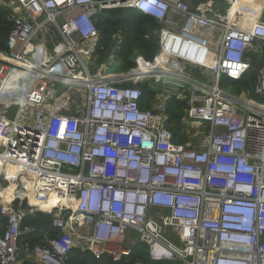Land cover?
<instances>
[{
  "label": "built area",
  "instance_id": "built-area-1",
  "mask_svg": "<svg viewBox=\"0 0 264 264\" xmlns=\"http://www.w3.org/2000/svg\"><path fill=\"white\" fill-rule=\"evenodd\" d=\"M16 1L8 49L0 51V107L18 109L14 121L0 119V264H70L76 250L120 263L137 241L155 263L264 264V68L260 102L219 85L245 78L249 53L263 56L264 17L235 23L183 0ZM117 7L161 26L159 53L149 63L139 53L131 72L156 66L142 78L155 79L153 89L175 88L157 89L150 108L137 87L144 80L111 81L85 61L100 39L96 17ZM48 29L63 41L44 55L49 42L39 37ZM187 67L218 83H202ZM53 80L83 88L81 113L55 102ZM173 96L187 102L184 125L204 124L184 144L167 127ZM38 214L57 235L31 245L37 228L27 222Z\"/></svg>",
  "mask_w": 264,
  "mask_h": 264
},
{
  "label": "rangeland",
  "instance_id": "rangeland-1",
  "mask_svg": "<svg viewBox=\"0 0 264 264\" xmlns=\"http://www.w3.org/2000/svg\"><path fill=\"white\" fill-rule=\"evenodd\" d=\"M183 1L187 3L193 11H197L199 8L202 9L201 7L202 4L199 5L198 2L201 3L202 1H204L206 3V6L209 5V2L215 3L216 5L215 10L218 11L217 14H221L222 18L228 15L237 17L236 20H232L235 23H239L241 20H243L241 18H244V19L249 18L250 21L255 20L256 18H254V16L258 15V17H260V14L261 16L264 17V8L262 10V7H264V0H236L235 2H233L232 6L236 5V6H239V8L236 7L237 9L235 8L236 9L235 10L233 9L234 8L233 7L232 11H231V5L229 4V2L234 1V0H183ZM21 5L22 3L19 4L16 0H0V10H8L10 12L8 18L12 17V23H13L14 12L18 10L21 7ZM115 9L122 11V13L119 16L120 20H122V18L126 16L128 20H131L133 17L137 15V11H133V10L127 11L125 8H124L125 9L124 11L122 8L118 9V7ZM235 12L239 14H243V15L245 14L246 16L235 14ZM206 14H212V13H206ZM99 25L100 26H99L98 31H100L99 34L101 36V38L99 39L100 41H98L97 45L94 47V51L92 52L91 57H86L85 61L89 63V71L91 74H96L98 72H101L103 76H107L109 79L111 78V81H114V80L119 79L121 76H126L128 73H131L133 71L132 69L124 70V65H123L124 61L122 58L124 53L123 51H119V49H121V44L124 38H126L125 32L127 31L128 26H125V27L120 26L117 29H114L112 27L106 28L104 27L106 25H104L102 21H99ZM48 31L49 32L44 34V36L40 35L39 37V40L43 38L44 40H48L49 42L46 44V46H43L42 48L44 55L46 54L48 55L50 52L53 51L55 45L61 44L63 41L62 36L58 31L55 32L52 29H48ZM149 38H150L151 44H154V43L156 44L157 42L156 46L158 45V52H157L158 54L160 47H159V37L156 35V31L154 34L152 33L149 36ZM98 46H99V49L97 53L96 51H97ZM44 48L46 49V52L44 51L45 50ZM138 54L139 52L135 51L129 58L130 61H133L136 64L135 67L133 68L134 70L135 68H137L136 59L138 57ZM44 55H41V57L45 58ZM254 56L259 57L258 54L249 53L250 59H252ZM145 59L147 63L152 62V60L149 61L147 58ZM100 61H102L101 62L102 64L100 63ZM262 64L263 63L261 59L253 63L250 71L245 76V81L248 85L234 84V81H231L228 78H226L225 81L220 80L219 82L220 87L238 96H241L243 95V93H246L250 99L260 102L261 99L255 90V86H256L255 81H256L257 73L263 68ZM191 67H187V71L194 73L195 70H193ZM165 68L166 70L168 69V67L166 66ZM193 68H196V67H193ZM151 69H152V72H155L156 66L151 67ZM196 70L198 73L195 72L196 74L194 73V75H196V78L201 79L202 83L210 84V85H215L216 83H218L217 80L213 76L206 75L200 68L197 67ZM70 78L71 76L67 77V80L72 81L70 80ZM151 80H153V82ZM143 82H147L148 87L152 88L151 86L154 84L155 79L147 78ZM51 88L57 93L58 97L61 96L57 102L63 101L61 105L65 107V111H67V113L73 114L77 112L78 113L82 112V108L84 106V101H85V94H86V92L83 90L82 87L78 86V84L76 83H73L69 86H65V84L61 80H53L51 82ZM157 89L161 90L160 93L166 94L167 92L174 93L175 88L173 87L165 88L164 85L158 84ZM173 99L177 101H182L178 98H175L174 96L171 100ZM17 111H18L17 108L9 107L6 110V112H4L3 108L0 107V119L6 120V121L8 120L14 121V119H16L18 115ZM168 119H169V114H168ZM192 123L194 126L184 125L185 129L183 130V133H182L183 135L182 137L185 139L184 143H187V140L190 137H193L196 135V130H194L195 127H200L201 125H204L202 122H199V121H193ZM2 125L3 123L1 122V126ZM2 135L3 133L0 132V138L2 137ZM178 143L184 144L180 142V138H179ZM154 217L156 219H160V215H155ZM133 239H138L137 233H133L132 238H129L128 241L126 240V245L132 247V244L134 243ZM136 248H138V245L134 247V249ZM144 255H145L144 257L148 256L147 250L144 251ZM130 256L128 258H130ZM141 256H143V253L141 254ZM75 258L76 257H74L73 261H76L77 258L76 259ZM126 260H123L120 263H112V262L111 263L112 264H125ZM160 263L165 264L166 262L165 263L160 262ZM173 263H176V262H173ZM133 264H144V261H142L141 259H137Z\"/></svg>",
  "mask_w": 264,
  "mask_h": 264
},
{
  "label": "trees",
  "instance_id": "trees-1",
  "mask_svg": "<svg viewBox=\"0 0 264 264\" xmlns=\"http://www.w3.org/2000/svg\"><path fill=\"white\" fill-rule=\"evenodd\" d=\"M106 1V0H101ZM125 11V9H123ZM127 11H130L126 9ZM122 13L121 10L117 9H111L107 11H102L98 18L96 19V25L99 29V21H102L104 27H112L114 29L119 28L120 26H128L126 33V38H124L121 49L119 51H123V65L124 70H133L135 67V63L133 61H130V56L135 52L138 51L140 54H142L145 58H147L149 61H153L155 56L158 52V45L151 44L149 36L155 31L159 30L161 28L160 24L157 23V21L145 14L137 12V15L133 17L131 20H128V18L124 17L122 20H120L119 16ZM10 12L8 10H0V51H6L8 49L7 42H8V36L9 32L11 31V28L13 26L12 23V17L8 18ZM103 18V19H102ZM102 19V20H101ZM100 32V31H99ZM101 38V36H100ZM100 41V40H99ZM99 46L97 47V53H98ZM262 60V66L264 68V50H263V56L258 57L254 56L251 60L253 63H255L258 60ZM102 61H100L101 63ZM102 64V63H101ZM253 65V64H252ZM144 66H151L148 64H142L141 69ZM262 68V69H263ZM197 72V70H195ZM194 72V73H195ZM198 73V72H197ZM196 74V73H195ZM258 74V73H257ZM257 78V75H256ZM226 78L223 79L225 81ZM234 84H243L248 85L245 81V78L241 81H234ZM256 84V81H255ZM144 94V100H143V107L149 108L150 104L152 103L155 94L157 93V89L149 88L147 85V82H143L137 85ZM243 95H246V93H243ZM241 95V96H243ZM262 101V100H261ZM187 109V102L185 101H177L175 99L171 100L168 104L167 112L169 114V119L167 123L168 129L173 133L176 140L184 143V138L182 137L183 130L185 129L183 124V119L185 117ZM177 141V142H178ZM28 224H31L37 228V233L33 236L28 237V242L31 245H44V234H48L50 236H56L57 232L54 231L52 228L50 221L48 218H46L42 214H38L35 217L29 219L27 222ZM138 245V248L132 249V254L130 258H127L125 261V264H133L137 259H141L144 261V264H161V263H155L152 262V260L149 258V256L144 257V251L147 250V247L137 242L136 246ZM135 246V247H136ZM77 253V254H76ZM143 253V256L141 254ZM74 257H76V261H73ZM88 261L92 262V264H112V260L109 257H104L101 261H95L92 256L88 253H83L80 250H76L71 257L70 264H86ZM112 262V263H111ZM165 263V262H164ZM165 264H176L173 262H166Z\"/></svg>",
  "mask_w": 264,
  "mask_h": 264
},
{
  "label": "crops",
  "instance_id": "crops-1",
  "mask_svg": "<svg viewBox=\"0 0 264 264\" xmlns=\"http://www.w3.org/2000/svg\"><path fill=\"white\" fill-rule=\"evenodd\" d=\"M204 1H202L201 3L200 2H198V4L200 5V4H202V9H198L197 11H195L196 13H213V14H216V12H217V10H215V8H216V5H215V3H212V2H209V7H207L206 6V3L204 4L203 3ZM204 4V5H203ZM236 7H238V6H234V8L233 9H235ZM201 10L203 11V12H201ZM254 17H258V15L257 16H254ZM158 23V22H157ZM159 24V23H158ZM45 49V48H44ZM45 52H46V49L44 50ZM151 67H153V66H144L142 69H140V73L139 72H134V73H128L127 75L128 76H130V77H137V81L138 80H144L143 78H142V76H144V77H146V76H148L150 73H152V69H151ZM163 69H165L166 70V68H163ZM141 78V79H140ZM64 82H66L67 83V81H64ZM58 97V96H57ZM61 97V96H60ZM60 97H58L57 99H56V102L60 99ZM151 105H152V103L149 105L150 107H151ZM149 107V108H150ZM133 240H136L137 241V239H133ZM138 242V241H137ZM136 242V243H137Z\"/></svg>",
  "mask_w": 264,
  "mask_h": 264
},
{
  "label": "bare ground",
  "instance_id": "bare-ground-1",
  "mask_svg": "<svg viewBox=\"0 0 264 264\" xmlns=\"http://www.w3.org/2000/svg\"><path fill=\"white\" fill-rule=\"evenodd\" d=\"M20 4V3H19ZM234 6H232V8H233ZM238 8H239V6H238ZM237 9V8H236ZM235 9V10H236ZM96 18H98V16L96 17ZM254 18H256V17H254ZM207 39H208V41L210 42V44H212V45H216L217 44V42H218V36L216 35V36H213L212 34L209 36V37H207ZM180 54V53H179ZM151 66H153V65H151ZM15 77H22V76H20V74H18L17 73V75H15ZM13 85V87H16L17 86V84H12ZM12 85H11V87H12ZM20 100L21 101H23L24 100V96H20ZM63 103V101H61V104ZM6 140V138H5V135L3 134L2 135V137L0 138V141L1 142H4ZM10 192H12V191H10Z\"/></svg>",
  "mask_w": 264,
  "mask_h": 264
},
{
  "label": "water",
  "instance_id": "water-1",
  "mask_svg": "<svg viewBox=\"0 0 264 264\" xmlns=\"http://www.w3.org/2000/svg\"><path fill=\"white\" fill-rule=\"evenodd\" d=\"M113 4L125 3L127 0H111ZM158 22V21H157ZM159 23V22H158Z\"/></svg>",
  "mask_w": 264,
  "mask_h": 264
}]
</instances>
